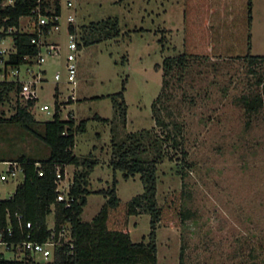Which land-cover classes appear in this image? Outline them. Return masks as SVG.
I'll return each instance as SVG.
<instances>
[{
  "label": "rangeland",
  "instance_id": "rangeland-1",
  "mask_svg": "<svg viewBox=\"0 0 264 264\" xmlns=\"http://www.w3.org/2000/svg\"><path fill=\"white\" fill-rule=\"evenodd\" d=\"M245 1L241 7L244 20ZM60 7L63 16L59 30L41 39L46 46L58 44V54L31 66L33 73L44 71L37 102L30 109L37 122L32 128L41 132L40 124L52 115L38 108L47 105L51 112L55 99L61 119H67L69 112L74 113L76 124L87 119L85 132L75 135L73 152L82 158L90 155L98 162L90 173L89 189H106L115 178L118 198L128 201L143 192V184L139 174L124 179L121 171L114 172L109 166L111 128L118 141L141 129L152 130L153 135L163 138L165 130L154 123L151 111L162 85L161 70L154 66L160 65L164 57L182 52L183 0H74L71 10L64 9L62 3ZM68 13L74 16L71 25L80 46L73 92L63 81L54 80L56 72H61L62 80L64 77ZM107 18L118 19L119 35L82 46L84 38L98 37L97 33L89 35V23ZM32 21L21 17L19 30L31 32ZM250 33L251 54L264 56V0H252ZM0 47L13 50L11 37L1 40ZM18 69L21 79L29 78L24 64ZM252 69L241 57L212 56L191 61L181 80H170L166 90L170 97L161 115L166 122L181 125L180 148L186 152L188 166L180 163L181 149H174L170 142L163 143L155 198L160 206L169 194L182 192V205L192 215L178 227L158 226L156 264H178L181 249L184 264H264V63ZM123 79L127 106L124 124L110 98L92 99L119 92ZM71 94L78 101L69 103ZM254 95L261 98L262 106L247 113L241 97ZM16 100L24 102L18 92H12L0 105V158L45 160L48 147L28 130L10 122ZM94 115L110 121L93 120ZM154 153L151 148L143 156L151 158ZM73 169L72 165L64 168L65 184L71 182ZM20 182L0 184V200L7 199ZM104 201L102 194H89L81 220L90 221ZM149 220L147 213L129 218L132 242L146 240ZM46 221L47 226L53 225V213ZM4 255L12 257L11 253Z\"/></svg>",
  "mask_w": 264,
  "mask_h": 264
},
{
  "label": "trees",
  "instance_id": "trees-1",
  "mask_svg": "<svg viewBox=\"0 0 264 264\" xmlns=\"http://www.w3.org/2000/svg\"><path fill=\"white\" fill-rule=\"evenodd\" d=\"M3 1L0 0V4ZM11 1V4L0 6V25L5 29L14 27L15 31L9 34L4 32L0 37H11L15 52L9 55L6 64L15 66L25 62L24 56L33 58L39 52V49L30 43L31 37L36 35L19 30L20 18L32 15V10L36 7H39L44 15L59 14L60 4L58 0ZM183 5L182 52L176 56H166L160 65L154 66L156 70H161L162 85L160 93L151 103V111L154 123L165 130L163 138L153 135L152 130L141 129L127 133L124 139L118 141L111 128L109 166L114 172L121 171L124 179L139 174L143 192L128 201H121L116 194L115 178L106 189L91 191L88 188L89 175L98 162L90 155L82 158L73 153L75 135L85 132L87 119L75 124L70 113L67 119H61L60 106L55 99V112L50 120L40 124L42 130L38 133L32 128L37 122L30 111L35 99L22 103L16 100L15 112L9 118L10 122H15L35 135L48 147L49 155L42 161L25 156L16 160L23 167L24 180L7 199L0 200V229L4 230V240L15 242L25 239L27 234H30L28 239L32 241H45L51 233L46 218L53 213L54 230L57 232L67 224L71 241L58 246L52 261L45 264L157 263L155 239L158 226L178 227L192 215L182 205V192L169 194L160 206L155 198L156 171L158 163L163 158L161 150L163 143L167 141L174 149H181L179 140L181 125L176 121L166 122L161 115V110H166L164 103L170 97L166 91L169 89L170 80L172 78L181 80L191 61L212 56L241 57L251 71L255 65L264 63V56L251 54L252 0L245 1V20L242 18V0H183ZM68 30L75 32L71 24ZM88 30L89 35L97 33L98 37L93 40L84 38L82 46L117 37L120 33L117 18L90 22ZM125 83L126 79H123L121 89L117 93L92 98H110L112 107L123 124L127 110L123 95ZM18 88L15 82H0V103L7 100L12 92L17 93ZM241 102L247 113H254L262 106V100L258 95L242 96ZM92 119L104 123L110 121L98 115H94ZM2 120L0 116V123ZM151 148L155 152L153 157H144L143 155ZM36 163L39 166H36ZM180 163L188 166L186 152L182 149ZM68 165L79 169L73 172L69 187L72 203L70 207H65L64 203L56 201L55 174L57 168L63 174L64 168ZM182 165L179 166L180 171ZM38 170L43 171L42 176L38 175ZM181 176L183 178L182 172ZM91 193L102 194L105 201L90 221H82L83 207ZM140 213H147L150 216L149 232L146 240L142 238L139 242H132L128 230L129 218ZM18 215L21 219L17 218ZM25 222H30L31 229H25ZM7 226L12 229L11 236L5 231ZM0 264L35 263L5 259L0 255ZM178 264H184L182 249Z\"/></svg>",
  "mask_w": 264,
  "mask_h": 264
},
{
  "label": "built area",
  "instance_id": "built-area-1",
  "mask_svg": "<svg viewBox=\"0 0 264 264\" xmlns=\"http://www.w3.org/2000/svg\"><path fill=\"white\" fill-rule=\"evenodd\" d=\"M8 1L9 3L6 4L12 3L11 0ZM58 1L59 4L62 3V6L66 10H71L74 7V0ZM6 4L2 2L0 6H4ZM62 16L63 14L61 12V7L59 14L51 13L49 15L42 14L39 10V7H36L34 10H32V15L27 16L29 19L31 18L33 20L31 22L32 31L30 33H34L36 35L31 37L30 43L39 49V52L35 57L30 58L29 56H24L23 58L25 60L23 64L26 66L25 74L29 76L28 79H21L19 76L18 67L22 64L15 66L6 64L9 55L15 52L14 47L13 50H7L6 48L0 47V82L17 83L19 86L17 92L23 101L35 99V103L37 102V89L39 84L43 81L41 73L44 71L33 73L31 66L42 64L45 61L46 56L58 54V44H50L46 46L44 41L41 39L46 36V34H50L53 31L59 30ZM65 20L69 43L67 44V54L64 60V77L62 80L61 72H56L54 75V80L56 83L63 81L67 89L70 88V90L73 92L77 75L76 52L79 50V47L77 41L75 40V33H72L68 30L69 24L74 21V16L68 13ZM13 31H15L14 27H7L5 29L0 25V35L4 32L9 34ZM1 40H3V38L0 37V41ZM33 60H35V64H32ZM70 85H72V87H70ZM1 104L3 103H0V105ZM38 109L40 111H46L51 115H53L55 112L54 107L50 112L49 106L47 105L39 106ZM35 165L39 166L38 163ZM37 172L39 176L43 175V171L38 170ZM63 177L64 172L61 174L59 168H57L55 174V190L57 192L56 201L64 203L65 207H70L73 200V198L69 195V187L71 182L65 184V179L63 180ZM18 180L21 182L24 180V171L21 163L16 160L0 159V184H5L10 181L17 182ZM17 218L21 219V216L18 215ZM25 229H31L30 222H25ZM48 229H50L51 233L43 242H36L28 239L30 234H27L26 238L22 240L15 242L6 241L3 239L4 230L0 229V255L5 258V253H11L12 257L5 259L20 260L24 263L29 262L35 264H45L47 262H51L55 249L62 244L69 243L71 241V236L70 229L67 224H64L57 232L54 230V223L52 226H48ZM5 231L8 236L12 235V229L9 226H7Z\"/></svg>",
  "mask_w": 264,
  "mask_h": 264
},
{
  "label": "crops",
  "instance_id": "crops-1",
  "mask_svg": "<svg viewBox=\"0 0 264 264\" xmlns=\"http://www.w3.org/2000/svg\"><path fill=\"white\" fill-rule=\"evenodd\" d=\"M4 38H5V37H4ZM4 38H3V39H4ZM71 99H72V101H70L69 103L74 102V101H78V98H76L73 94H72V98H71ZM64 106H65V105H64ZM69 113L71 114L73 120H76V118H75V116H74V113H73V112H69ZM98 116H99V115H98ZM91 119H92V117H91ZM75 124H76V123H75ZM74 145H75V144H74ZM73 153H74V152H73ZM68 166H69V165H68ZM68 166L65 167V170L67 169ZM76 169H79V168L74 167L73 171L76 170ZM93 169H94V168H93ZM89 176H90V175H89ZM89 183H90V182H89ZM88 188H89V186H88Z\"/></svg>",
  "mask_w": 264,
  "mask_h": 264
}]
</instances>
